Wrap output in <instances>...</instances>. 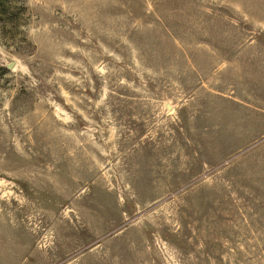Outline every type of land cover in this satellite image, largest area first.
<instances>
[{
  "label": "rangeland",
  "instance_id": "374dc122",
  "mask_svg": "<svg viewBox=\"0 0 264 264\" xmlns=\"http://www.w3.org/2000/svg\"><path fill=\"white\" fill-rule=\"evenodd\" d=\"M0 264H264V0H4Z\"/></svg>",
  "mask_w": 264,
  "mask_h": 264
},
{
  "label": "trees",
  "instance_id": "16d2710c",
  "mask_svg": "<svg viewBox=\"0 0 264 264\" xmlns=\"http://www.w3.org/2000/svg\"><path fill=\"white\" fill-rule=\"evenodd\" d=\"M4 0H0V6H1V3H3Z\"/></svg>",
  "mask_w": 264,
  "mask_h": 264
}]
</instances>
